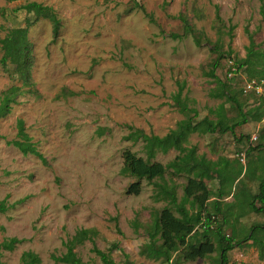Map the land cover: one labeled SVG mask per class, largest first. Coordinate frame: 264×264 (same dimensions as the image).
Wrapping results in <instances>:
<instances>
[{
  "label": "rangeland",
  "instance_id": "obj_1",
  "mask_svg": "<svg viewBox=\"0 0 264 264\" xmlns=\"http://www.w3.org/2000/svg\"><path fill=\"white\" fill-rule=\"evenodd\" d=\"M28 1L52 7L60 20L55 39L47 18H35L18 9ZM135 1L152 13L155 22L131 8ZM179 14L194 29L199 45L192 34L182 39L168 36L182 32ZM25 26L30 84L23 83L13 64L0 63V95L11 86L21 89L16 103L0 117V200L5 199L7 205L0 212V264H23L21 254L28 250L37 253L42 264H62L54 262L50 254L64 253L62 242L80 228L97 232L91 241L74 248L87 264H102L93 246L108 252L115 264H123L122 250L132 264H165L138 254L148 239L144 227L151 222L153 209H161L165 202L153 200L154 187L144 179L138 195L125 193L135 178L120 173L123 152L130 150L143 158L145 154L140 141L124 139L129 132L124 125L162 136L185 123L186 116L173 99L177 80L185 82L180 97H186L188 105L197 110L195 119L215 118L210 109L222 102L229 122L239 119L232 102L212 98L209 92L228 83V58L239 64L246 47L264 51V0H0V37ZM219 54L217 79H213L205 73ZM249 76L250 68L243 65L228 83L244 110L258 103L264 106V97L241 93ZM260 114L237 126L233 135L193 133L185 143L209 159L223 156L243 167L250 163L254 174L244 178L250 187L242 189L240 183L239 195L255 193L258 177L264 176L251 161L258 154L264 165V115ZM18 119L46 164L6 144L16 137ZM99 127L104 128L102 134L97 133ZM253 135L257 139L252 140ZM249 146L254 149L247 151ZM177 154L170 149L152 160L166 164ZM165 179L174 183L179 198L185 176L167 172ZM218 179L213 172V178L206 181L208 187L215 190ZM225 198L217 201L219 208L233 199ZM134 219L140 223L137 229ZM263 221L258 213L240 219L246 226ZM199 232L193 233L195 239ZM11 237L21 241L6 250L2 243ZM258 246L242 243L234 247L228 252V264H264ZM218 261L213 253L211 259L181 264Z\"/></svg>",
  "mask_w": 264,
  "mask_h": 264
},
{
  "label": "trees",
  "instance_id": "obj_2",
  "mask_svg": "<svg viewBox=\"0 0 264 264\" xmlns=\"http://www.w3.org/2000/svg\"><path fill=\"white\" fill-rule=\"evenodd\" d=\"M131 8L141 10L150 22H155L152 13L147 12L144 6L138 2L135 1ZM18 9L32 13L35 18H47L52 25L53 39L57 37L60 20L52 7L36 1H28L20 5ZM177 17L182 22V32H170L168 36L172 39H182L187 34H192L195 43L199 45V37L186 18L182 14L177 15ZM217 18H219L218 15ZM27 32V26L17 27L10 29L4 37H0V48L2 49L0 63L3 65L13 64L14 72L24 84H30L31 60ZM221 57V54L216 57L212 68L205 73L207 76L217 79L215 68L218 66ZM236 65L238 70L243 65L249 67V78H264V51L254 47H246V56L241 63H236ZM236 76L237 74L231 78L227 77L228 83L235 80ZM228 83L222 82L219 87L211 89L209 96L224 98L225 101L232 102V106L238 111L239 119L229 122L223 102L210 109L215 118L206 115L200 119H195L198 115L197 110L188 105L186 97L184 99L180 97L185 82L177 80V91L173 99L180 112L186 116L187 121L185 123L178 124L176 128L168 130L162 136L124 125L129 130L124 139L134 143L140 141L145 154V158H143L130 150L123 152V164L120 173L135 178L129 183L125 193L138 195L142 189L141 181L144 179L154 187L153 200L165 202L161 209H153L151 222L144 227L148 239L138 249L140 256L160 260L165 264H181L183 261L211 259L213 253H216L219 259L217 264H228V252L243 243L246 246L259 245V258H264V221L253 223L250 226L240 223V219L249 213H258L264 216V176L258 177V187L254 194L250 196L239 195V184L244 182L247 174H254L248 167L250 163L246 167L241 164L235 165L233 160L223 156L212 160L203 155H198L195 146L188 147L185 145L190 134H225L229 132L233 135L235 128L246 124L250 117L258 115L260 112V116L264 115L262 103H258L252 109L244 110L242 103L230 92ZM240 91L242 93V87ZM19 94H21V89L16 86H11L1 93L0 117L10 111L11 103H16ZM190 112L193 113L192 117L188 115ZM16 126V137L6 140V144L13 145L23 155H35L43 164H46V158L25 132L22 119L17 120ZM103 131L104 128L102 127L97 129L99 134H102ZM262 134H264V129ZM170 149L177 150L178 154L166 164L152 160L157 153L164 154ZM252 149L254 148L249 146L247 151ZM259 168L264 174V165ZM167 172L171 175L185 176L186 182L179 198L174 183L170 184L165 179ZM213 172L219 176V183L215 190L210 189L206 183L207 180L213 178ZM229 195L232 196V201L225 202L223 207L219 208L217 201ZM6 209L5 199L0 200V212ZM212 216L215 217L214 220L211 219ZM133 225L137 229L140 223L134 219ZM226 229H229V233L226 232ZM197 230L200 232L195 239L193 233ZM96 234L97 232L93 228L77 229L70 238L62 242L66 251L59 255L51 253L50 258L54 262L62 264H87L76 254L74 248L85 240L91 241ZM20 241L19 238L11 237L4 240L2 246L6 250H12ZM112 246L115 248L117 244L113 243ZM92 251L99 257L102 264H115L108 252L96 246L92 247ZM121 253L123 264H132L128 253L123 250ZM20 259L23 264H42L39 255L31 250L24 251Z\"/></svg>",
  "mask_w": 264,
  "mask_h": 264
},
{
  "label": "built area",
  "instance_id": "obj_3",
  "mask_svg": "<svg viewBox=\"0 0 264 264\" xmlns=\"http://www.w3.org/2000/svg\"><path fill=\"white\" fill-rule=\"evenodd\" d=\"M226 75L228 78L233 77L238 73V68L236 63L232 58L226 60ZM242 92L244 94H252L256 97H264V78H248L242 85ZM257 139L256 135H253L252 140ZM212 220L215 219L214 216L211 217ZM212 227V225H211Z\"/></svg>",
  "mask_w": 264,
  "mask_h": 264
},
{
  "label": "crops",
  "instance_id": "obj_4",
  "mask_svg": "<svg viewBox=\"0 0 264 264\" xmlns=\"http://www.w3.org/2000/svg\"><path fill=\"white\" fill-rule=\"evenodd\" d=\"M255 157L256 158H254V159H251V161L253 162V163H255L256 165H258L259 167H261V161H260V158H259V155L258 154H256L255 155ZM229 159V158H228ZM212 160H214V159H212ZM216 160V159H215ZM246 167V166H245ZM217 176V175H216ZM216 180V179H215ZM250 180V179H249ZM253 180H255V177L251 180L252 182H253ZM218 183H219V179H218ZM249 183H251L250 181H249ZM242 185H241V187H242V189H247L248 187H250V185L246 182V181H244L243 183H241ZM218 186V185H217ZM254 194V193H253ZM228 197L229 198H232V196L231 195H229V196H227L225 199L227 200V201H229V199H228ZM211 199H213V198H211Z\"/></svg>",
  "mask_w": 264,
  "mask_h": 264
}]
</instances>
